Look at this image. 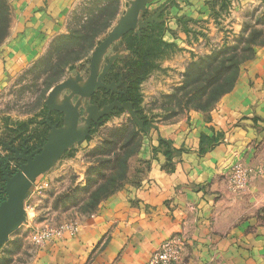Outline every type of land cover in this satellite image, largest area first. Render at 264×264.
<instances>
[{
	"label": "rangeland",
	"instance_id": "1",
	"mask_svg": "<svg viewBox=\"0 0 264 264\" xmlns=\"http://www.w3.org/2000/svg\"><path fill=\"white\" fill-rule=\"evenodd\" d=\"M31 2L0 0V198L33 164L17 182L24 219L0 264H32L61 232L139 186L153 163L143 154L172 150L157 139L162 129L211 120L264 48V0H44L43 25L29 30ZM67 82L51 100L65 109H52ZM234 147L220 171L245 200L236 223L256 216L264 228V141ZM183 242L173 264H183Z\"/></svg>",
	"mask_w": 264,
	"mask_h": 264
},
{
	"label": "crops",
	"instance_id": "2",
	"mask_svg": "<svg viewBox=\"0 0 264 264\" xmlns=\"http://www.w3.org/2000/svg\"><path fill=\"white\" fill-rule=\"evenodd\" d=\"M32 1L26 7L35 18L29 30L44 21V0ZM254 56L211 120L197 114L181 127L162 129L157 139L172 150L143 154L153 162L144 181L105 201L75 232L55 237L32 264H148L174 237L186 243L183 264H264V228L256 216L236 223L245 200L229 194L220 171L232 146L247 150L264 141V48ZM4 62L0 55V81ZM17 214L8 201L0 202V233Z\"/></svg>",
	"mask_w": 264,
	"mask_h": 264
},
{
	"label": "water",
	"instance_id": "3",
	"mask_svg": "<svg viewBox=\"0 0 264 264\" xmlns=\"http://www.w3.org/2000/svg\"><path fill=\"white\" fill-rule=\"evenodd\" d=\"M122 21H123V22H122ZM122 21H121V26H122V23H125V20H122ZM112 40H113L112 38L109 39V40H107V41L105 42V44L102 45V48H101V49L103 50L104 47H105L106 45H108L109 42H111ZM101 49H100V50H101ZM66 86H71V83H70V82H67V83H65V84H63V85L57 87V88L53 91V93H52V95H51V97H50V100H49V106H50L52 109H54V110H64V109H65L64 107L52 106V105H51V100H52V97H53L54 93H55L58 89L63 88V87H66ZM80 93H82V94H84V95H88L87 93H84V92H80ZM48 151H49V149H46V150L43 152V154L37 159L36 162H39V161H41L43 158H45V157L47 156V154H48ZM36 162H35V163H36ZM32 165H33V164H31V165L29 166L28 170L25 172L26 174H28V173L30 172V170L32 169ZM26 174H22V175H20L19 177L15 178V179L12 180L11 182H9V184H8V186H7V194H8V198H6V200H5L4 202L8 201V202L13 206L14 210H15L18 214H17V219H16L15 224H14L12 227H10V228H8L7 230H5V231H3V232L0 233V245H1V243H2L3 241L7 240L8 236H9L11 233L15 232V231L20 227V225H21V223H22V221H23V219H24V208H23V204H22V201H21V200H22V195H21L22 193H20V192L18 191V189H17V182L20 181L21 179H23L24 176H25ZM4 202H2V203H4Z\"/></svg>",
	"mask_w": 264,
	"mask_h": 264
},
{
	"label": "built area",
	"instance_id": "4",
	"mask_svg": "<svg viewBox=\"0 0 264 264\" xmlns=\"http://www.w3.org/2000/svg\"><path fill=\"white\" fill-rule=\"evenodd\" d=\"M64 232H61V235ZM50 240L51 237L46 239L45 244ZM38 241L40 243L42 239ZM183 243H184L183 240L177 237L167 240L161 245L160 249L154 253L148 264H173L175 261L179 259V256L182 253Z\"/></svg>",
	"mask_w": 264,
	"mask_h": 264
},
{
	"label": "trees",
	"instance_id": "5",
	"mask_svg": "<svg viewBox=\"0 0 264 264\" xmlns=\"http://www.w3.org/2000/svg\"><path fill=\"white\" fill-rule=\"evenodd\" d=\"M212 60H215L214 62H216V60H217V58L215 59H212ZM244 63V61H241L240 63H237V64H234L235 66H236V75L234 76V78H233V80H232V82H231V86H230V88L227 90V91H231V90H233V88H234V84H235V81H236V79H237V74H238V70L241 68V65ZM232 66L231 67V69H230V67H229V70L230 71H232L233 69H234V67L235 66ZM136 79H137V82L139 81V80H142L141 79V77L140 76H137L136 77ZM4 200H6V198H0V202H3Z\"/></svg>",
	"mask_w": 264,
	"mask_h": 264
}]
</instances>
